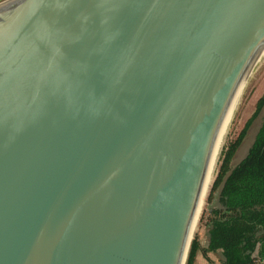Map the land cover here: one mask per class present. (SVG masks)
<instances>
[{
    "label": "water",
    "instance_id": "1",
    "mask_svg": "<svg viewBox=\"0 0 264 264\" xmlns=\"http://www.w3.org/2000/svg\"><path fill=\"white\" fill-rule=\"evenodd\" d=\"M263 49L264 0H1L0 264H185Z\"/></svg>",
    "mask_w": 264,
    "mask_h": 264
},
{
    "label": "trees",
    "instance_id": "2",
    "mask_svg": "<svg viewBox=\"0 0 264 264\" xmlns=\"http://www.w3.org/2000/svg\"><path fill=\"white\" fill-rule=\"evenodd\" d=\"M259 114L262 122L254 142L232 166L237 149ZM215 188H220L222 207L210 212L209 244L202 247L196 235L185 264H195L201 250L208 260V252L222 250V264H264V93L236 139L225 148L212 189Z\"/></svg>",
    "mask_w": 264,
    "mask_h": 264
},
{
    "label": "rangeland",
    "instance_id": "3",
    "mask_svg": "<svg viewBox=\"0 0 264 264\" xmlns=\"http://www.w3.org/2000/svg\"><path fill=\"white\" fill-rule=\"evenodd\" d=\"M263 93L264 52L259 54V56L252 64L250 71L248 72L244 80V86L239 96L237 97L236 104L234 105L230 118L222 134L220 145L216 154L212 180L204 197V202L202 204L198 220L192 231L190 243L196 235H198V237L200 238L201 244L203 246H206L208 243L209 219L211 217L210 212L215 208L222 207L219 201L220 188H212L223 160L224 150L231 141L236 139V137L244 127L246 121L252 116L256 109L257 102L259 98L263 95ZM261 119L262 114H259L252 122L244 140L242 141L241 145L237 149L232 159V166L237 164L246 155L247 150L253 141L254 135L261 124ZM213 256L216 260V264L222 263L223 256L221 251L214 253ZM207 264L212 263L208 262Z\"/></svg>",
    "mask_w": 264,
    "mask_h": 264
},
{
    "label": "bare ground",
    "instance_id": "4",
    "mask_svg": "<svg viewBox=\"0 0 264 264\" xmlns=\"http://www.w3.org/2000/svg\"><path fill=\"white\" fill-rule=\"evenodd\" d=\"M263 52H264V49H263V51H262L261 53H263ZM261 53H260V54H261ZM259 67H260V66H259ZM254 73H255V72H254ZM253 77H254V76H253ZM243 86H244V83L242 84V86H241L240 89L238 90V93L236 94V98L234 99V102H233V104H232V106H231V108H230V110H229V112H228V116L225 118V121H224V124H223L222 130H221V133H220V136H219V139H218V143H217V146H216V149H215V152H214V156H213L212 164H211V167H210V171H209L208 179H207V182H206V186H205L204 192H203V194H202V197H201L200 203H199V205H198V210H197V213H196V217H195L194 222H193V225H192V231H193L194 226H195V224H196V222H197V220H198V217H199V214H200V210H201L202 204H203V202H204V197H205V195H206V192H207V190H208V188H209V185H210V183H211V180H212V175H213V170H214V164H215L216 154H217L218 147H219V145H220V141H221L222 134H223L224 129H225L226 125H227V122H228V120H229V118H230V115H231V113H232V110H233V108H234V105L236 104L237 97L239 96V94H240V92H241ZM246 87H247V86H246Z\"/></svg>",
    "mask_w": 264,
    "mask_h": 264
},
{
    "label": "crops",
    "instance_id": "5",
    "mask_svg": "<svg viewBox=\"0 0 264 264\" xmlns=\"http://www.w3.org/2000/svg\"><path fill=\"white\" fill-rule=\"evenodd\" d=\"M209 238H210V236H209ZM209 238H208V243H207V245H206V246H203V245L201 244L202 247H207V246H208V244H209ZM200 242H201V241H200ZM218 251H221V253H222V250H218ZM218 251H217V252H218ZM217 252H208V257H209V260H208L207 257L204 256L202 250L199 251V252L197 253V256H196L195 264H207L208 262H209V263H212V264H216V262H215L216 260H215V258H214V256H213V254H214V253H217ZM221 264H222V263H221Z\"/></svg>",
    "mask_w": 264,
    "mask_h": 264
}]
</instances>
